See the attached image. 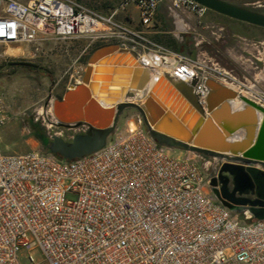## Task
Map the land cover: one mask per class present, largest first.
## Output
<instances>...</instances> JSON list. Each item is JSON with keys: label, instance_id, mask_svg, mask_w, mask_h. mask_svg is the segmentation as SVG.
<instances>
[{"label": "built area", "instance_id": "built-area-1", "mask_svg": "<svg viewBox=\"0 0 264 264\" xmlns=\"http://www.w3.org/2000/svg\"><path fill=\"white\" fill-rule=\"evenodd\" d=\"M200 21L208 9L192 0H121L135 6L142 29H131L73 0H0V45L40 44L49 38L85 37L90 45L117 43L151 70L165 67L177 81L198 80L194 93L205 105L213 79L264 108L260 75L238 76L218 59L173 53L146 29L161 2ZM217 40L222 38L218 30ZM202 46V41L196 44ZM8 121L0 96V129ZM89 125H50L47 136L71 142ZM136 110L122 134L98 156L73 161L54 154L0 151V264H264V221L238 215L206 191L208 181L193 158H178L147 141Z\"/></svg>", "mask_w": 264, "mask_h": 264}, {"label": "water", "instance_id": "water-1", "mask_svg": "<svg viewBox=\"0 0 264 264\" xmlns=\"http://www.w3.org/2000/svg\"><path fill=\"white\" fill-rule=\"evenodd\" d=\"M206 9L264 29V14L224 0H192ZM100 72L99 76L97 73ZM132 51L111 43L94 49L82 81L61 99L46 103L51 124L58 128L89 125L71 142L53 137L49 151L73 161L103 149L126 110L139 111L150 136L170 150L182 148L225 161L209 179L212 195L236 214L264 221V108L216 82L206 80L209 95L200 104L191 83L171 76H154ZM108 91L101 95L98 88ZM136 96L137 102L128 100ZM261 115V117H260Z\"/></svg>", "mask_w": 264, "mask_h": 264}, {"label": "rangeland", "instance_id": "rangeland-1", "mask_svg": "<svg viewBox=\"0 0 264 264\" xmlns=\"http://www.w3.org/2000/svg\"><path fill=\"white\" fill-rule=\"evenodd\" d=\"M26 2L27 0H18ZM102 15L116 14L119 21H125L127 10L119 9L121 0H73ZM234 5L264 14V0H227ZM256 31H249L248 39H239L236 69L250 78L260 75L259 86L264 87V31L250 25ZM220 44L225 45L222 39ZM89 40L79 37L68 40L49 38L40 44L0 45V96L6 106L8 121L0 129V151L3 154H25L31 151L47 154L43 145L32 135L31 121L39 123L47 133L51 125L50 107L47 102L59 99L72 86L82 81L91 52H84ZM214 42H217L214 40ZM8 61L22 63L20 70L12 73ZM137 102L136 100H133ZM136 110H126L117 123L115 131L108 138L111 142L122 134ZM107 142V143H108ZM198 165L209 182L214 165L198 161ZM206 191L211 192L209 184ZM241 219V218H240ZM242 221H246L241 219ZM36 264H44L39 250L33 253ZM22 264H30L20 256Z\"/></svg>", "mask_w": 264, "mask_h": 264}, {"label": "crops", "instance_id": "crops-1", "mask_svg": "<svg viewBox=\"0 0 264 264\" xmlns=\"http://www.w3.org/2000/svg\"><path fill=\"white\" fill-rule=\"evenodd\" d=\"M126 12L129 14L125 16V21L121 22L131 29H142L136 7L130 6ZM218 30H222L221 39L225 42V45L218 43L220 41L216 39ZM249 31L254 32L256 30L250 28L249 24L233 20L210 10L198 21L194 16L171 11L168 1L160 3L153 25L146 29L148 36L153 41L171 52L192 58H196L199 55L216 58L238 76H243L244 74H241L233 64L237 61V44L239 39L245 40L250 38ZM257 31H264V29H258ZM200 40L202 41V46L198 47L196 44ZM214 40L217 42H214ZM98 44L90 45L89 41L84 48V52H92ZM157 68H161L164 75H167L165 67L158 66ZM128 100L138 99L136 96L130 95ZM238 104L239 107L242 106V104ZM171 153L178 158H193L197 161H206L208 164L214 166L218 162L213 157L182 148L171 150ZM208 193L210 192L208 191ZM236 215L243 220H245L246 216H250L248 213Z\"/></svg>", "mask_w": 264, "mask_h": 264}, {"label": "trees", "instance_id": "trees-1", "mask_svg": "<svg viewBox=\"0 0 264 264\" xmlns=\"http://www.w3.org/2000/svg\"><path fill=\"white\" fill-rule=\"evenodd\" d=\"M102 45H104V44H98V45L95 46V48H98V47H100ZM5 66L12 67L11 68V72L15 73V72L20 70L19 67L22 66V63H19V62H16V61H13V62L8 61V62H6ZM61 98L62 97H60L59 99H61ZM30 123H31L33 137L43 145L44 150H45L46 153L51 154V152L49 151V145L51 143V140L47 136V133H46L45 129L39 123H34L33 121H31ZM56 156L59 159L64 160L59 155H56Z\"/></svg>", "mask_w": 264, "mask_h": 264}, {"label": "bare ground", "instance_id": "bare-ground-1", "mask_svg": "<svg viewBox=\"0 0 264 264\" xmlns=\"http://www.w3.org/2000/svg\"><path fill=\"white\" fill-rule=\"evenodd\" d=\"M153 71H154V73H155V74H154L155 77H158V76H164V72H163V70H162L161 68H160V69H159V68H155V69H153ZM99 74H100V72L97 73V76H99ZM98 90L101 91V95H102V96H106L108 93H112V92H113V91H108V90L105 89L104 87L101 88V86L98 88ZM234 104H235L234 107L239 108V104H238V102H235ZM260 117H261V115H260ZM147 141H155V140L150 136L149 133H147ZM99 153H100V150L97 151V152H94V153H92V154H90V155H88V156H98ZM32 264H36V262L33 261Z\"/></svg>", "mask_w": 264, "mask_h": 264}, {"label": "flooded vegetation", "instance_id": "flooded-vegetation-1", "mask_svg": "<svg viewBox=\"0 0 264 264\" xmlns=\"http://www.w3.org/2000/svg\"><path fill=\"white\" fill-rule=\"evenodd\" d=\"M224 1H227V0H224ZM228 2V1H227ZM257 12V11H256ZM258 13H260V12H258ZM263 14V13H262ZM130 101V100H129ZM131 102H134L133 100H131ZM125 112V111H124ZM123 112V113H124ZM122 113V114H123ZM225 161H219V162H217V164L215 165V168H213V174L211 175V177L210 178H212V177H215L216 175H217V173H218V170L220 169V167H221V165L224 163Z\"/></svg>", "mask_w": 264, "mask_h": 264}]
</instances>
